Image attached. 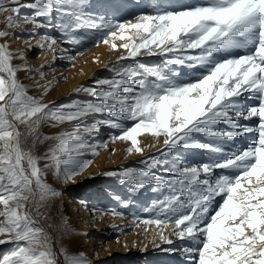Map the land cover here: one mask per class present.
<instances>
[{"label":"snow or ice","instance_id":"obj_1","mask_svg":"<svg viewBox=\"0 0 264 264\" xmlns=\"http://www.w3.org/2000/svg\"><path fill=\"white\" fill-rule=\"evenodd\" d=\"M4 13L0 245L14 248L0 264H92L83 253L69 254L62 243L73 232L66 218L61 216L58 229L49 225L57 231L55 237L33 218L46 219L42 209L63 195L47 183V176L50 172L62 185L75 183L92 158L117 141L130 142L127 154L143 155L138 137L145 134L164 137L158 156L142 160L143 168L104 174L132 192L154 184L152 190L163 194L147 209L152 215L132 217L133 226L143 225L141 234L152 229L153 243L172 245V237L187 241L176 248L156 244L163 252H180L187 264H264V0H198L179 9L157 6L138 15L134 23L94 15L85 0H0V14ZM23 25L32 28L26 34L13 32L12 38L28 44L29 51L50 52L54 59L58 43L83 54L87 37L77 33L84 31L104 44L109 38L131 41V46L122 45L128 57L121 60L141 54L164 60L156 69L143 63L122 66L115 78L78 89L92 100L50 106L43 102L50 82L40 84L46 65L33 68L24 52L11 48L9 30ZM39 29H55L60 38ZM112 48L117 50L115 44ZM70 50L64 49L60 58ZM16 60L23 63L15 64ZM173 64L201 71L185 79L170 68ZM22 71L30 74L33 85L44 89L39 97L29 95V86L18 79ZM32 72H38L39 78ZM64 123H70L71 129L56 135L40 131L45 125ZM102 128L110 130L106 140L97 139ZM194 134L207 140H197ZM246 136L250 143L237 149L236 138ZM49 140L54 143L37 154L38 146ZM177 147L202 150L208 162L177 159L169 166V154ZM156 166L167 175L155 174ZM113 199L128 206L118 194ZM96 212L124 218L116 210L93 207L91 213Z\"/></svg>","mask_w":264,"mask_h":264},{"label":"rangeland","instance_id":"obj_2","mask_svg":"<svg viewBox=\"0 0 264 264\" xmlns=\"http://www.w3.org/2000/svg\"><path fill=\"white\" fill-rule=\"evenodd\" d=\"M198 0H85L87 10L92 12L94 15L107 16L109 19H114L120 22H135V19L140 14H146L154 11L157 6L167 7L169 9H179L186 4L197 3ZM101 8V13H96L95 9ZM29 10L22 9V12L27 13ZM7 13L0 14V28L4 27V20ZM32 28L31 25H23L22 28L11 29L9 41L11 43L12 50H20L27 56V64L33 68L39 69L41 65H46L43 69L45 79L40 81V84H49L46 95L43 97V102L50 106L59 105L62 103H68L71 101H89L93 97L89 94L79 91L81 86L92 88L95 86V81L99 79H112L117 76V70L121 69L122 66H130L133 63H143L153 69L160 67L163 60H158L159 55H137L135 58H128L121 60L122 56L128 57V51L124 50L122 45L131 41H122L116 38H109V43L105 44L107 53L102 61L104 62V69L97 67L99 56L97 54V48L104 45V43L98 42L97 38L89 32L81 31L77 35L86 36L87 39L83 44V54L73 48V46L58 43L56 47L55 59L49 60L53 57V54L47 51H43L40 48H34L29 51V45L24 43L22 40L18 41L12 38V33H27ZM40 33H48L52 36H56L59 40L60 34L55 30L39 29ZM131 35V33H126ZM35 44V40L31 41ZM139 43V41H136ZM112 44L117 46V50H113ZM79 47V46H77ZM64 49H71L64 53V58L61 57V52ZM50 54V56H49ZM68 57L71 59H68ZM46 63H44V61ZM60 62H62L60 66ZM33 62V63H32ZM15 64H21L22 61L16 60ZM89 64L92 67V71L96 70L93 74L96 80L85 81L79 84V87L73 89L72 92L68 93L72 87L73 80L69 78L68 71H73L72 74H81L82 68ZM38 65L37 67H34ZM175 72H179L182 78H190L193 74L201 71L198 68L189 69L183 65L173 64L170 66ZM62 69V71L60 70ZM109 69V72H106ZM59 70L61 71L60 73ZM111 70V72H110ZM91 71V72H92ZM18 79L29 86V95L39 97L44 89H38V86L32 84V81L28 79V72H19ZM32 76L39 78L38 72H32ZM92 76V77H93ZM248 95V94H245ZM251 103V101H248ZM91 119V117L87 118ZM128 123H131L130 121ZM239 123H246L239 121ZM70 123H64L57 127H50L48 125L43 126L40 131L45 135H56L65 130L71 129ZM217 127H224L223 125ZM110 130L102 128L97 139L106 140L109 136ZM197 140L206 141L207 138L201 134H194ZM247 137V136H246ZM243 139L245 143H250L249 139ZM140 147L143 149V155L133 152L127 154V148L130 147V142L117 141L115 143H109L107 148L101 149L99 154L92 158L91 166L81 175L76 177L75 183H69L66 185L60 184L54 179L49 172L47 176V183L52 187L58 189L63 193L60 198L55 199L42 211L47 213V218H40L34 215V219L45 231L53 235H57V231L60 225V218L63 216L68 221V227L73 232L69 236H65L62 243L67 248L69 254L83 253L91 260L92 264H187L180 252L168 253L163 252L156 248V244H160L161 248L172 247L176 248L182 243L187 241L176 240L172 237L174 243L172 245L162 244L161 241L156 240L152 242L153 232L149 229L147 233L141 234L143 225L140 227H134L132 217L139 215L141 217H148L152 215L147 209L151 207L153 203H158L159 200L163 199V194L160 191H153V185L146 186L145 189L139 192H132L130 188L121 184L115 177H108L105 174L108 171H114L123 168H143L144 165L140 162L147 157L153 155H159L160 151L164 149L163 140L164 137L159 139L153 138L151 135L145 134L138 137ZM235 140V143L237 142ZM54 141H46L44 144L39 145L37 148V154H43ZM248 145V144H247ZM115 149V152H112ZM183 147H177L172 149L169 154V166L171 161L182 159L189 164L192 163H203L208 162V154L202 152L207 156L205 159L199 158L190 159L188 156L182 155L184 152ZM162 158V157H161ZM198 159V160H197ZM152 171L161 176L167 175L164 172L163 167H153ZM220 171V170H217ZM104 172V173H103ZM101 191V192H100ZM119 195L122 199H127L128 206L124 207L118 201L113 199L114 195ZM87 207H84V204ZM220 201V198H216V203ZM215 207V203L213 205ZM103 208L109 212L111 210L120 211L123 213V219H114L111 215H101L100 212L95 214L91 213V209ZM82 214L80 216L79 214ZM125 219V225L123 222ZM86 224L92 229H86ZM110 227H113L110 229ZM171 231V227L164 230V234L168 235ZM92 238H91V237ZM3 237H0L2 239ZM126 246V247H125ZM59 247V245H57ZM14 245L5 244L0 245V259L6 258V256L13 250ZM143 249V250H142ZM95 254V255H94ZM127 259L130 261L126 263ZM163 262V263H160Z\"/></svg>","mask_w":264,"mask_h":264},{"label":"bare ground","instance_id":"obj_3","mask_svg":"<svg viewBox=\"0 0 264 264\" xmlns=\"http://www.w3.org/2000/svg\"><path fill=\"white\" fill-rule=\"evenodd\" d=\"M143 2H147V0H142ZM101 8H98V9H95V12L96 13H101ZM107 50V48H106V46H105V44L103 45V46H101V47H99V48H97V54H98V56H99V59H98V61L97 62H99L98 63V65H97V67H99V69H104V62L102 61V63L100 62L101 60H103V58H104V56L107 54V53H105V51ZM49 56H50V54H49ZM68 59H69V57H68ZM162 59H164V57H161L160 55H159V59L158 60H162ZM49 60H51V61H53L54 60V58L52 57L51 59H49ZM46 61L47 60H45L44 61V63H46ZM33 63V62H32ZM59 63H60V66H61V64H62V62H60V60H59ZM38 65H35L34 67H37ZM83 70H82V73L81 74H76V73H74V74H72L73 73V71H71V70H69L68 71V76H69V78L70 79H72L73 80V83H72V87H71V89H70V91L68 92V93H70V92H72L73 91V89H75L76 87H79V84L80 83H83V82H85V81H92V80H96L97 78H95L94 76H93V74L94 73H96V71H97V69L96 70H93L92 71V67H90L89 66V64H87V65H85L83 68H82ZM61 71H62V69H60ZM59 70V72L58 73H60L61 71ZM92 71V72H91ZM106 72H109V69H106V71H105V73ZM110 72H111V70H110ZM93 76V77H92ZM249 136H247L246 137V139H249L248 138ZM238 139H237V142L235 143V147L237 148V149H239V148H245L246 146H247V144H249V143H245L244 142V140L243 139H245V137H237ZM250 141V140H249ZM184 150V152H182V155H185V156H188V158L190 159V157H192V159L194 158V156H195V159L196 158H199V156L202 158V159H205L204 158V156H207V155H205V154H202V150H199V149H183ZM190 156V157H189ZM208 157V156H207ZM198 160V159H197ZM104 173V172H103ZM106 173V172H105ZM101 192V191H100ZM80 216H82V214L80 213L79 214ZM125 225H127L126 223H125V219H124V222H123V227L125 226ZM85 226H86V229H92V227H93V225L91 226V227H89L87 224H86V221H85ZM111 228H113V227H110V229ZM91 237V236H90ZM92 238V237H91ZM127 262L126 263H128L130 260L129 259H127L126 260ZM160 263H163V262H160ZM165 264V263H164Z\"/></svg>","mask_w":264,"mask_h":264}]
</instances>
